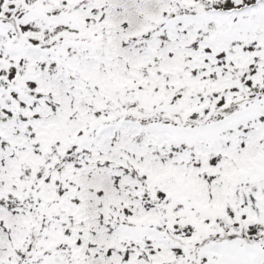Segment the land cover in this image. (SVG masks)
Returning a JSON list of instances; mask_svg holds the SVG:
<instances>
[{"label": "snow or ice", "instance_id": "1", "mask_svg": "<svg viewBox=\"0 0 264 264\" xmlns=\"http://www.w3.org/2000/svg\"><path fill=\"white\" fill-rule=\"evenodd\" d=\"M0 264H264V0H0Z\"/></svg>", "mask_w": 264, "mask_h": 264}]
</instances>
